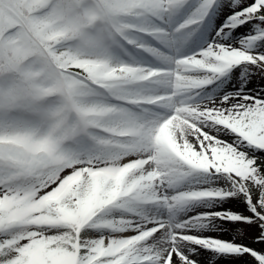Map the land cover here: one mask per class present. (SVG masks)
<instances>
[{
	"label": "snow or ice",
	"instance_id": "obj_1",
	"mask_svg": "<svg viewBox=\"0 0 264 264\" xmlns=\"http://www.w3.org/2000/svg\"><path fill=\"white\" fill-rule=\"evenodd\" d=\"M0 264H264V0H0Z\"/></svg>",
	"mask_w": 264,
	"mask_h": 264
}]
</instances>
